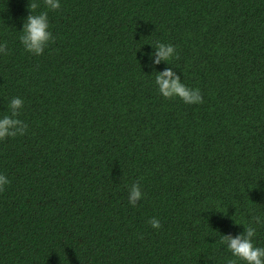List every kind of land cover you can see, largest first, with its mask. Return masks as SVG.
Instances as JSON below:
<instances>
[{
	"label": "trees",
	"instance_id": "obj_1",
	"mask_svg": "<svg viewBox=\"0 0 264 264\" xmlns=\"http://www.w3.org/2000/svg\"><path fill=\"white\" fill-rule=\"evenodd\" d=\"M32 2L0 0V117L19 97L28 125L0 141V264L235 259L222 235L264 219V0H35L39 56L19 40ZM157 42L178 58L153 66ZM167 67L203 103L165 99Z\"/></svg>",
	"mask_w": 264,
	"mask_h": 264
},
{
	"label": "clouds",
	"instance_id": "obj_2",
	"mask_svg": "<svg viewBox=\"0 0 264 264\" xmlns=\"http://www.w3.org/2000/svg\"><path fill=\"white\" fill-rule=\"evenodd\" d=\"M44 5L52 11L60 9L59 0H43ZM39 7V4L33 0L28 4L29 15L25 19L22 27V35L19 37L20 43L26 52L33 55H42L45 48L55 41V37L49 31V21L47 12L32 14ZM153 47V46H152ZM155 51L149 54L152 65H158L161 62L168 64L171 59L178 58L176 48L171 44L157 42L153 47ZM0 54H8L7 42L0 43ZM154 57V59H153ZM155 84L158 86L159 93L165 99L179 98L185 104H201L203 97L198 88H189L181 82V77L167 67L163 71L158 72L155 77ZM24 107V101L19 97L11 99L9 108L10 114L0 117V141L17 136H24L28 131V125L21 119L19 115ZM10 181L8 178L0 174V192L4 191L6 185ZM144 196L141 191V185L136 182L131 185L128 193V202L135 206ZM148 223L153 229L162 227L160 221L155 217L151 218ZM254 225H264V219L260 216H253L251 222L247 226H243L244 231L233 237L231 234L222 235L221 243L226 244L235 259H228L226 264H237V261H243L244 264H264V247L255 246L254 237L257 235V228Z\"/></svg>",
	"mask_w": 264,
	"mask_h": 264
}]
</instances>
